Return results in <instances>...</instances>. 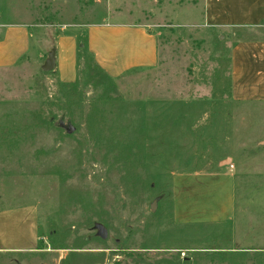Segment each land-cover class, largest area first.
<instances>
[{"label": "rangeland", "instance_id": "374dc122", "mask_svg": "<svg viewBox=\"0 0 264 264\" xmlns=\"http://www.w3.org/2000/svg\"><path fill=\"white\" fill-rule=\"evenodd\" d=\"M203 2L0 0L15 62L0 65V209L32 204L39 217L37 251L0 252V264H264V99L231 98L232 47L249 37L207 28ZM103 22L149 26L157 66L103 79L87 46ZM63 33L75 46L44 72ZM222 159L233 220L175 223L172 176Z\"/></svg>", "mask_w": 264, "mask_h": 264}, {"label": "crops", "instance_id": "0c3cea01", "mask_svg": "<svg viewBox=\"0 0 264 264\" xmlns=\"http://www.w3.org/2000/svg\"><path fill=\"white\" fill-rule=\"evenodd\" d=\"M204 25L217 31L246 32L253 40H239L231 52V98L233 100L264 99V0H204ZM91 25V24H89ZM61 34L55 41L56 68L63 63L64 45L75 46L72 37ZM87 46L98 65L112 78L158 63V39L146 24H94L88 27ZM0 42V65L10 62L11 50ZM124 47L126 59L114 56ZM76 48V47H75ZM10 54V55H9ZM251 66V67H248ZM55 68V69H56ZM253 68V72H252ZM258 79L248 85L250 75ZM251 84H254L253 82ZM231 164H224V163ZM232 160L222 159L207 170L176 173L172 176L173 219L187 225L228 224L235 213V173ZM24 223L25 230H19ZM22 232V233H19ZM39 217L36 205L0 209V252L37 251Z\"/></svg>", "mask_w": 264, "mask_h": 264}, {"label": "water", "instance_id": "95a60500", "mask_svg": "<svg viewBox=\"0 0 264 264\" xmlns=\"http://www.w3.org/2000/svg\"><path fill=\"white\" fill-rule=\"evenodd\" d=\"M56 68V49H52L48 54V59L45 61L42 70L44 72H51L55 70ZM59 126L63 128L68 134H72L75 132V127L70 123H65L64 121H61L59 123ZM262 145H264V140L261 142ZM158 200H155L154 203L151 205L152 211H155L157 208ZM94 230L97 231V236L101 239L105 240L108 237V230L107 228L100 223H96L94 225Z\"/></svg>", "mask_w": 264, "mask_h": 264}, {"label": "trees", "instance_id": "16d2710c", "mask_svg": "<svg viewBox=\"0 0 264 264\" xmlns=\"http://www.w3.org/2000/svg\"><path fill=\"white\" fill-rule=\"evenodd\" d=\"M241 35V34H240ZM243 35H248V39H245V38H240V39H238V40H253V38L255 37V35H252V33H250V32H246V33H244ZM242 36V35H241ZM84 47V46H83ZM90 55H91V57L94 59V56L91 54V53H89ZM93 68H95V69H97V71L102 75V78L103 79H107V80H109V79H111L112 77H110L99 65H98V63L96 62V61H94L93 62ZM73 84H75V83H73Z\"/></svg>", "mask_w": 264, "mask_h": 264}, {"label": "built area", "instance_id": "2783aa9c", "mask_svg": "<svg viewBox=\"0 0 264 264\" xmlns=\"http://www.w3.org/2000/svg\"><path fill=\"white\" fill-rule=\"evenodd\" d=\"M233 167V166H232Z\"/></svg>", "mask_w": 264, "mask_h": 264}]
</instances>
